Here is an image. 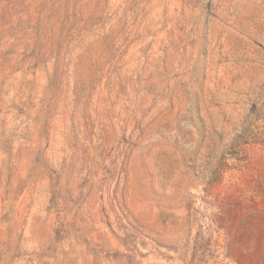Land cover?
Instances as JSON below:
<instances>
[{
  "label": "rangeland",
  "instance_id": "obj_1",
  "mask_svg": "<svg viewBox=\"0 0 264 264\" xmlns=\"http://www.w3.org/2000/svg\"><path fill=\"white\" fill-rule=\"evenodd\" d=\"M0 264H264V0H0Z\"/></svg>",
  "mask_w": 264,
  "mask_h": 264
}]
</instances>
